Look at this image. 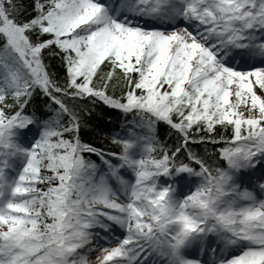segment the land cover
<instances>
[{
  "label": "snow or ice",
  "instance_id": "obj_1",
  "mask_svg": "<svg viewBox=\"0 0 264 264\" xmlns=\"http://www.w3.org/2000/svg\"><path fill=\"white\" fill-rule=\"evenodd\" d=\"M0 264H264V0H0Z\"/></svg>",
  "mask_w": 264,
  "mask_h": 264
},
{
  "label": "trees",
  "instance_id": "obj_2",
  "mask_svg": "<svg viewBox=\"0 0 264 264\" xmlns=\"http://www.w3.org/2000/svg\"><path fill=\"white\" fill-rule=\"evenodd\" d=\"M114 115V114H113ZM109 128H111V126L109 125ZM118 130V129H117Z\"/></svg>",
  "mask_w": 264,
  "mask_h": 264
}]
</instances>
